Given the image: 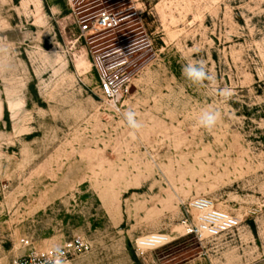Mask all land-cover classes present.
I'll return each instance as SVG.
<instances>
[{
  "label": "rangeland",
  "instance_id": "374dc122",
  "mask_svg": "<svg viewBox=\"0 0 264 264\" xmlns=\"http://www.w3.org/2000/svg\"><path fill=\"white\" fill-rule=\"evenodd\" d=\"M101 10L125 20L82 33ZM98 57L123 74L116 104ZM198 197L239 228L186 235ZM152 235L168 242L141 255ZM76 238L89 251L64 264H264V0H0V264Z\"/></svg>",
  "mask_w": 264,
  "mask_h": 264
},
{
  "label": "built area",
  "instance_id": "2783aa9c",
  "mask_svg": "<svg viewBox=\"0 0 264 264\" xmlns=\"http://www.w3.org/2000/svg\"><path fill=\"white\" fill-rule=\"evenodd\" d=\"M125 20L122 11H99L90 20H84L79 26L82 33H96L100 31H112L119 28ZM100 86L99 91L103 98L114 102H119L123 94L127 91L123 82V74L119 69H115L116 63L109 62L105 65L98 57ZM187 218L182 220V226L186 235L193 236L199 240L216 239L230 234L240 226V220L227 212L214 207V202L207 197L192 199L187 206ZM189 214V215H188ZM154 236V235H152ZM158 237L162 235H157ZM161 241V240H160ZM164 243V242H163ZM28 245V243H26ZM138 248H142L137 243ZM161 244H157L159 246ZM153 247V248H156ZM90 245L82 238L72 239L57 249H50L43 252H30L25 258L15 262V264H56L59 257L62 264L71 258L86 254ZM150 248V249H153ZM144 251V250H143ZM149 264H160L153 261Z\"/></svg>",
  "mask_w": 264,
  "mask_h": 264
},
{
  "label": "clouds",
  "instance_id": "9594fccd",
  "mask_svg": "<svg viewBox=\"0 0 264 264\" xmlns=\"http://www.w3.org/2000/svg\"><path fill=\"white\" fill-rule=\"evenodd\" d=\"M183 73L186 78L191 80L194 84H200L204 80L209 79V74L206 66L202 62H197L195 64H188L183 68ZM228 90H221L220 94L225 95ZM125 119L127 120L128 126L131 129H139L141 127L140 123L135 118V113L128 111L125 114ZM219 119L218 112H204L200 118V125L206 129H211L215 126L217 120ZM56 264H62L59 257L56 260Z\"/></svg>",
  "mask_w": 264,
  "mask_h": 264
},
{
  "label": "bare ground",
  "instance_id": "6f19581e",
  "mask_svg": "<svg viewBox=\"0 0 264 264\" xmlns=\"http://www.w3.org/2000/svg\"><path fill=\"white\" fill-rule=\"evenodd\" d=\"M163 242H168V238L166 236L158 237L157 235H154L138 240V244L143 250L153 248L157 244L162 245Z\"/></svg>",
  "mask_w": 264,
  "mask_h": 264
}]
</instances>
